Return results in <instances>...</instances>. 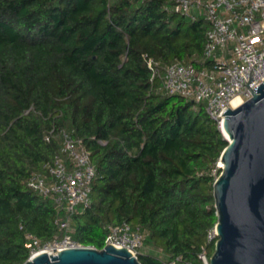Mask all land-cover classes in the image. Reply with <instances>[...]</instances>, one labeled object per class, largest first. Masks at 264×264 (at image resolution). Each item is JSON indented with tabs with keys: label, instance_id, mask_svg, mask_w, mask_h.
Here are the masks:
<instances>
[{
	"label": "trees",
	"instance_id": "16d2710c",
	"mask_svg": "<svg viewBox=\"0 0 264 264\" xmlns=\"http://www.w3.org/2000/svg\"><path fill=\"white\" fill-rule=\"evenodd\" d=\"M172 6L0 0V264L30 258L26 233L43 243L62 233L53 202L26 183L60 153L63 132L96 168L91 205L71 217L77 242L100 250L106 227L126 222L147 235L142 264H200L218 220L213 171L228 142L202 105L151 81L150 59L210 66V24Z\"/></svg>",
	"mask_w": 264,
	"mask_h": 264
},
{
	"label": "built area",
	"instance_id": "2783aa9c",
	"mask_svg": "<svg viewBox=\"0 0 264 264\" xmlns=\"http://www.w3.org/2000/svg\"><path fill=\"white\" fill-rule=\"evenodd\" d=\"M170 10L191 21L210 24L203 56V62L210 66L198 68L180 62L163 65L150 59L147 65L152 71L151 81L159 83V90L167 96H180L202 105L221 130L223 117H219L229 107L236 109L232 101L241 97L244 104L252 98L250 90L264 82V0H173ZM62 136L60 153L26 183L34 193L53 202L59 216L55 224L62 233L45 243L26 233L30 258L40 253L56 255L52 250L82 247L71 234L70 222L79 207L87 209L92 203L96 168L82 141L65 132ZM220 169L216 167L213 175L217 176ZM106 230L104 247L112 244L139 257L147 237L141 228L125 222L107 226ZM217 240L214 227L198 254L200 264H211L209 247H215Z\"/></svg>",
	"mask_w": 264,
	"mask_h": 264
},
{
	"label": "water",
	"instance_id": "95a60500",
	"mask_svg": "<svg viewBox=\"0 0 264 264\" xmlns=\"http://www.w3.org/2000/svg\"><path fill=\"white\" fill-rule=\"evenodd\" d=\"M250 91V100L219 117L228 145L213 185L218 240L211 264H264V82ZM52 251L24 264H142L112 244Z\"/></svg>",
	"mask_w": 264,
	"mask_h": 264
},
{
	"label": "bare ground",
	"instance_id": "6f19581e",
	"mask_svg": "<svg viewBox=\"0 0 264 264\" xmlns=\"http://www.w3.org/2000/svg\"><path fill=\"white\" fill-rule=\"evenodd\" d=\"M243 103V100L241 97H236L233 101H232V107L233 108H238L239 106H241V104ZM228 138V136H226Z\"/></svg>",
	"mask_w": 264,
	"mask_h": 264
},
{
	"label": "rangeland",
	"instance_id": "374dc122",
	"mask_svg": "<svg viewBox=\"0 0 264 264\" xmlns=\"http://www.w3.org/2000/svg\"><path fill=\"white\" fill-rule=\"evenodd\" d=\"M217 167H218V168H220V165H219V163L217 164ZM78 209H82V208H81V207H79ZM143 252H145V251L143 250V251H142V253H143ZM157 252H158V253H162V252H161V249H157Z\"/></svg>",
	"mask_w": 264,
	"mask_h": 264
}]
</instances>
